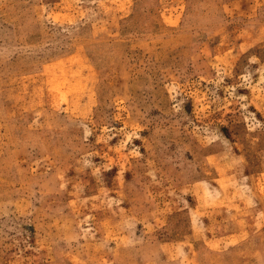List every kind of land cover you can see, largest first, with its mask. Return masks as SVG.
I'll return each mask as SVG.
<instances>
[{
  "label": "rangeland",
  "instance_id": "rangeland-1",
  "mask_svg": "<svg viewBox=\"0 0 264 264\" xmlns=\"http://www.w3.org/2000/svg\"><path fill=\"white\" fill-rule=\"evenodd\" d=\"M0 264H264V0H0Z\"/></svg>",
  "mask_w": 264,
  "mask_h": 264
}]
</instances>
